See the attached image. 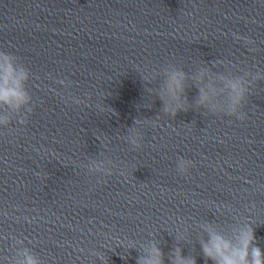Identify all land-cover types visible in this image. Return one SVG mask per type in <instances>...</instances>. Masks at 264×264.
<instances>
[{
  "label": "clouds",
  "instance_id": "9594fccd",
  "mask_svg": "<svg viewBox=\"0 0 264 264\" xmlns=\"http://www.w3.org/2000/svg\"><path fill=\"white\" fill-rule=\"evenodd\" d=\"M235 88L236 86L233 85ZM170 91L181 89L180 83L173 77L172 83L169 85ZM182 90V89H181ZM25 99L23 91L20 89V81L17 78L12 65L6 64L0 68V102L12 104L15 102L17 106ZM252 239L248 240L247 247L235 249L234 251H226L232 249L231 242L221 236L213 235L209 244L202 245L204 255L214 261V264H264L261 259V251L259 247H252ZM248 247L252 248L251 261L249 260ZM157 254L155 258L145 259L143 264H162L159 249H155ZM27 264H36V261L29 256ZM139 264V261H138ZM175 264H195L194 260H185L182 256H177Z\"/></svg>",
  "mask_w": 264,
  "mask_h": 264
}]
</instances>
